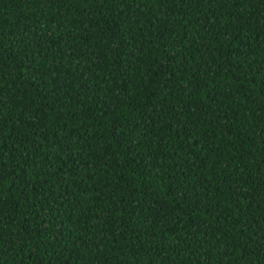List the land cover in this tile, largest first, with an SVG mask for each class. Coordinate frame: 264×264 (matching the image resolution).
Here are the masks:
<instances>
[{"label": "trees", "instance_id": "obj_1", "mask_svg": "<svg viewBox=\"0 0 264 264\" xmlns=\"http://www.w3.org/2000/svg\"><path fill=\"white\" fill-rule=\"evenodd\" d=\"M0 264H264V0H0Z\"/></svg>", "mask_w": 264, "mask_h": 264}]
</instances>
